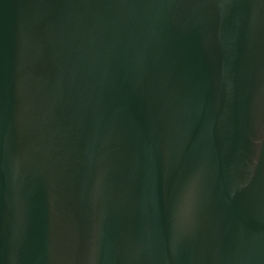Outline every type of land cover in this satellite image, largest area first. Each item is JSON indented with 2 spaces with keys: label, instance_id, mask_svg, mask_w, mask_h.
Masks as SVG:
<instances>
[{
  "label": "water",
  "instance_id": "water-1",
  "mask_svg": "<svg viewBox=\"0 0 264 264\" xmlns=\"http://www.w3.org/2000/svg\"><path fill=\"white\" fill-rule=\"evenodd\" d=\"M0 264H264V0H0Z\"/></svg>",
  "mask_w": 264,
  "mask_h": 264
}]
</instances>
